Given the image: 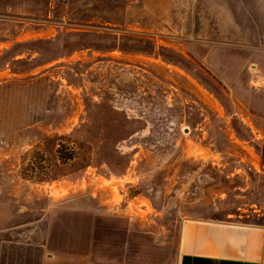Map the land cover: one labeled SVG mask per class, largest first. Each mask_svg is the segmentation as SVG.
Masks as SVG:
<instances>
[{"label":"rangeland","instance_id":"rangeland-1","mask_svg":"<svg viewBox=\"0 0 264 264\" xmlns=\"http://www.w3.org/2000/svg\"><path fill=\"white\" fill-rule=\"evenodd\" d=\"M188 221L264 226V0H0V264H174Z\"/></svg>","mask_w":264,"mask_h":264},{"label":"crops","instance_id":"crops-1","mask_svg":"<svg viewBox=\"0 0 264 264\" xmlns=\"http://www.w3.org/2000/svg\"><path fill=\"white\" fill-rule=\"evenodd\" d=\"M134 258L127 256L119 264H142L141 256ZM174 264H264V226L185 222Z\"/></svg>","mask_w":264,"mask_h":264},{"label":"trees","instance_id":"trees-1","mask_svg":"<svg viewBox=\"0 0 264 264\" xmlns=\"http://www.w3.org/2000/svg\"><path fill=\"white\" fill-rule=\"evenodd\" d=\"M66 151V147L64 144L60 143L56 149V155L58 160L60 161H64L67 159H71L73 157V152L71 150H69V152H67V154H64ZM40 153L37 149H32L30 152V156L27 159L26 165L24 170L27 171V175L30 177H38L39 174L42 175H47L48 174V170H47V165L45 163L46 158L42 155L41 158L39 156ZM34 154H36L34 156ZM36 157H38L36 159ZM41 171V172H40Z\"/></svg>","mask_w":264,"mask_h":264}]
</instances>
